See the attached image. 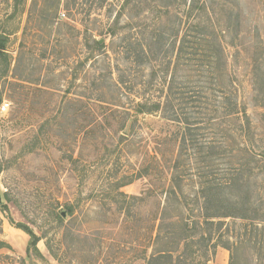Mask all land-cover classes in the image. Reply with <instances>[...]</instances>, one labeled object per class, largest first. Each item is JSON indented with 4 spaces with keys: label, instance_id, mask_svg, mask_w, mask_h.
<instances>
[{
    "label": "rangeland",
    "instance_id": "obj_1",
    "mask_svg": "<svg viewBox=\"0 0 264 264\" xmlns=\"http://www.w3.org/2000/svg\"><path fill=\"white\" fill-rule=\"evenodd\" d=\"M203 1L215 10L210 27L223 48L217 80L237 101L238 119L245 123V135L233 132L229 143L264 157V0ZM57 2L0 0L5 42V55L0 54V264H157L153 257L168 248L155 243L164 209L168 222L181 216L193 222L199 213L192 204L198 188L195 160L184 163L180 127L160 114L141 116L129 137L128 128L122 130V105L131 104L122 97V83L120 89L113 83L122 82V54L100 56L91 48V35L117 48L128 33L122 26L130 20L118 16L122 0H109L98 11L90 5L79 11L65 7L75 0H62L57 8ZM110 4L116 6L111 14ZM147 10L134 22L140 26L135 30L156 20L159 13ZM110 28L116 35L108 33ZM132 72L144 96H162L159 90L165 95L167 84L162 78L153 81L150 67ZM240 124L229 126L234 131ZM178 162L184 170L178 173L182 190L191 201L179 195L183 201L174 200V208L166 204V191ZM249 182L252 202L261 204L264 171H252ZM257 208L252 215H258ZM263 214L264 206V219ZM227 223L222 242L245 233L241 222ZM20 224L39 237L30 254L31 236ZM203 229L210 233V227ZM218 234L214 229L212 244ZM258 238L257 251L238 249L236 264H250L249 254L255 255L252 264H264V232ZM200 250L190 243L177 255L192 264H230L232 259L222 246L207 258Z\"/></svg>",
    "mask_w": 264,
    "mask_h": 264
},
{
    "label": "trees",
    "instance_id": "obj_2",
    "mask_svg": "<svg viewBox=\"0 0 264 264\" xmlns=\"http://www.w3.org/2000/svg\"><path fill=\"white\" fill-rule=\"evenodd\" d=\"M108 1L75 0L72 5L66 4L65 7L79 11L84 5H90L92 11H98L105 8ZM136 1L122 0L118 16L122 21L124 18L130 20L132 24L122 26V30L127 29L128 33L122 35L117 48L107 47L97 35H91L93 43L91 48L100 56H108L113 51L122 54V82L113 79L117 89L121 88L122 83V97H127L131 101V104L122 105V130L127 132L128 128L126 135L129 137L140 117L146 115L160 114L162 118L176 123L181 130V154L187 157L184 163L195 160L194 177L197 179L198 187L195 202L192 204L199 213L194 216L193 222L191 218L184 216L178 221L175 219L168 222L167 209L162 212L155 243L157 246L168 248L160 250L153 258L157 264H192L187 257L181 259L182 257L177 255L181 245L189 248L192 243L198 245L200 249L203 248L200 250V253L203 251L200 256L202 258H207L211 250L222 246L232 253L230 264H236L239 257L238 249L248 247L257 251V244L260 243L259 233L264 232L262 226L264 219L261 216L264 202L261 204L252 202L253 195L249 182L252 171H264V157L250 151L246 146L231 148L232 144L229 143V139L234 138L233 132L238 135L242 132L243 136L245 135L243 126L245 123L238 119L240 112L237 101L231 98L225 87L219 85L217 80L219 77H216L218 73L216 71L223 65V48L218 42L216 31L210 27L215 10L208 7L203 0H138V4L131 8L130 5ZM61 6L62 0H58L55 7ZM115 9L116 6L110 4V14ZM147 9L151 13H159L156 20L149 25L145 24L141 31L135 30L140 26L134 22L143 16V13H147ZM127 11L131 13L129 17ZM206 13L210 17L204 20ZM209 29L213 36L208 33ZM133 31L136 32L132 33ZM108 33L116 35V31L111 28ZM4 46L5 42L0 39L1 55H5L2 52L5 50ZM143 67L152 69L153 81L162 78L163 83L167 84L165 95L164 90H159L164 96L148 98L139 92L137 77L132 71ZM237 120L241 124L232 131L229 123ZM181 168L178 162L172 183L166 191V204H172L174 208L176 207L174 200L183 201L179 195L184 196L181 186L184 181L178 174L184 171ZM122 196L128 198L125 194ZM184 200L191 201L185 196ZM255 207H258L256 210L258 215L251 214ZM67 212L72 215L73 207L68 206ZM57 216L61 223L65 221L63 212ZM227 220L241 222V231H245L236 237L232 236L234 241L231 243L222 242L226 234L223 229L226 228L227 232L225 226L229 225ZM17 227L31 236L27 250L30 254V250L37 249L39 237L25 225L20 224ZM205 227H210V233L203 229ZM214 229H217L219 237L212 244ZM252 232H257V238L249 239ZM198 236V240L194 242L193 239ZM248 256L249 263H254L255 255Z\"/></svg>",
    "mask_w": 264,
    "mask_h": 264
},
{
    "label": "built area",
    "instance_id": "obj_3",
    "mask_svg": "<svg viewBox=\"0 0 264 264\" xmlns=\"http://www.w3.org/2000/svg\"><path fill=\"white\" fill-rule=\"evenodd\" d=\"M7 107H8L7 104H3L1 106V111L5 112L7 110Z\"/></svg>",
    "mask_w": 264,
    "mask_h": 264
},
{
    "label": "water",
    "instance_id": "obj_4",
    "mask_svg": "<svg viewBox=\"0 0 264 264\" xmlns=\"http://www.w3.org/2000/svg\"><path fill=\"white\" fill-rule=\"evenodd\" d=\"M0 202H1V197H0ZM64 216H65V214H64Z\"/></svg>",
    "mask_w": 264,
    "mask_h": 264
}]
</instances>
